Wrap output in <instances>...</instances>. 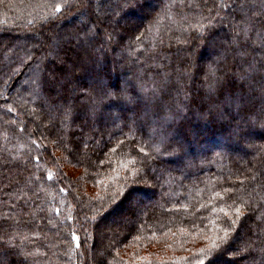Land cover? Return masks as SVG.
I'll return each mask as SVG.
<instances>
[{
    "label": "trees",
    "instance_id": "obj_1",
    "mask_svg": "<svg viewBox=\"0 0 264 264\" xmlns=\"http://www.w3.org/2000/svg\"><path fill=\"white\" fill-rule=\"evenodd\" d=\"M241 256L264 264V0H0V264Z\"/></svg>",
    "mask_w": 264,
    "mask_h": 264
},
{
    "label": "snow or ice",
    "instance_id": "obj_2",
    "mask_svg": "<svg viewBox=\"0 0 264 264\" xmlns=\"http://www.w3.org/2000/svg\"><path fill=\"white\" fill-rule=\"evenodd\" d=\"M123 3L125 6L131 5L132 3H134V0H123ZM56 11H60L59 8L56 9ZM103 91V89H102ZM104 96L110 100H115L117 102H125V103H132V99L128 96L127 94V90L124 88H118L116 91L114 92H108V91H104ZM201 264H203V261H201Z\"/></svg>",
    "mask_w": 264,
    "mask_h": 264
},
{
    "label": "rangeland",
    "instance_id": "obj_3",
    "mask_svg": "<svg viewBox=\"0 0 264 264\" xmlns=\"http://www.w3.org/2000/svg\"><path fill=\"white\" fill-rule=\"evenodd\" d=\"M98 4H99V3H96V4L94 5V9L97 8V9H99V11H100L103 7L100 6V5H98ZM148 183H149V182H146L147 185H148ZM131 202H132V206H133V205H134V206L137 205V209H140V207L142 206V203L137 204V202H138L137 197H136L135 199H133V201H131ZM137 209H136V210H137ZM121 216H124V215H119V214L116 215V214H115L114 217H111L110 220H109L111 223H110L109 221H107V223H108V224H111V226H112V225H115V224L121 219ZM111 226L108 225L109 228H110ZM105 232H106V231H105ZM105 234H109V232L107 231ZM103 237H104V234H103ZM106 237H107V239H108V237H110V236L105 235V239H106ZM101 239H102V238H100V237H98V238L96 237V240H94V246L92 247V251L95 252V248H96V247H95V244L98 245V243H100V240H101ZM103 243H104V239H103ZM99 245H100V244H99ZM97 248H100V246L97 247ZM241 254L243 255V254H245V253L242 252ZM241 257H242V258H241L242 260L240 261V263L242 264V263L244 262L243 259H245V258H244L243 256H241Z\"/></svg>",
    "mask_w": 264,
    "mask_h": 264
}]
</instances>
